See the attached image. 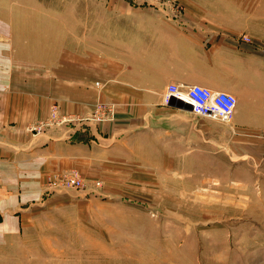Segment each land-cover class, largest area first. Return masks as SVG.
I'll use <instances>...</instances> for the list:
<instances>
[{"label":"crops","instance_id":"0c3cea01","mask_svg":"<svg viewBox=\"0 0 264 264\" xmlns=\"http://www.w3.org/2000/svg\"><path fill=\"white\" fill-rule=\"evenodd\" d=\"M107 1L65 0L62 25L54 5L0 0V264L45 177L72 165L115 173L116 151L163 122L169 84L232 93L240 124L264 129V0H170L175 14L164 0ZM54 101L81 116L112 103L115 117L28 132ZM163 134V151L180 156L216 145L211 132Z\"/></svg>","mask_w":264,"mask_h":264},{"label":"rangeland","instance_id":"374dc122","mask_svg":"<svg viewBox=\"0 0 264 264\" xmlns=\"http://www.w3.org/2000/svg\"><path fill=\"white\" fill-rule=\"evenodd\" d=\"M47 4L64 25L65 0ZM164 107L161 124L138 134L127 154L116 151L115 173L88 175L76 165L49 173L23 234L3 253L7 264H264V129L240 124L238 99L229 121ZM53 109L81 117L54 101L36 120L40 133L27 128L36 121L25 129L38 135L67 125H45ZM164 131L211 132L216 145L180 156L163 151ZM73 171L81 187L64 184Z\"/></svg>","mask_w":264,"mask_h":264},{"label":"built area","instance_id":"2783aa9c","mask_svg":"<svg viewBox=\"0 0 264 264\" xmlns=\"http://www.w3.org/2000/svg\"><path fill=\"white\" fill-rule=\"evenodd\" d=\"M164 1L167 3L164 4L168 5L167 9L170 10V13L175 14L178 12V5L172 3L170 0ZM174 100L187 104L190 107L189 111L195 116L220 121H229L237 105V98L234 94L225 91H212L208 87L199 84L185 86L175 83L169 84L162 94V104L170 105ZM52 114L55 116L50 118L45 125L53 126L64 122L65 124H70L72 122L88 120L103 122L111 120L115 116V107L112 103L98 101L94 104L92 112L86 117H58L55 109H53ZM36 122L30 124L27 128L35 133H40L43 124ZM70 173L63 179L64 184L71 187H81L83 181L78 172L73 171Z\"/></svg>","mask_w":264,"mask_h":264},{"label":"water","instance_id":"95a60500","mask_svg":"<svg viewBox=\"0 0 264 264\" xmlns=\"http://www.w3.org/2000/svg\"><path fill=\"white\" fill-rule=\"evenodd\" d=\"M171 104L175 105V106H178L180 108H184V109H188V110L190 109V107L187 104H185V103H183L182 101H179V100H174V101H172Z\"/></svg>","mask_w":264,"mask_h":264}]
</instances>
